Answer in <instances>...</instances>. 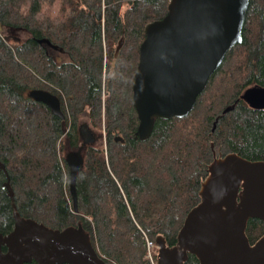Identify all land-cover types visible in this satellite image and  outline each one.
I'll return each mask as SVG.
<instances>
[{
  "label": "trees",
  "instance_id": "trees-1",
  "mask_svg": "<svg viewBox=\"0 0 264 264\" xmlns=\"http://www.w3.org/2000/svg\"><path fill=\"white\" fill-rule=\"evenodd\" d=\"M169 3L0 0V25L25 35L14 42L0 30V160L14 190L13 200L0 173V232L13 230L15 204L23 217L54 229L82 225L109 264H151L146 236L176 244L200 202L212 143L217 155L264 160V109L242 97L264 87V0L250 1L243 42L228 51L193 110L157 119L146 141L136 136L140 46L145 26L166 15ZM32 89L56 94L64 115L30 98ZM86 123L97 130L93 141L81 134ZM73 151L83 156L76 200L66 163ZM246 233L257 241L264 222L250 219ZM184 264L199 260L190 255Z\"/></svg>",
  "mask_w": 264,
  "mask_h": 264
},
{
  "label": "water",
  "instance_id": "water-1",
  "mask_svg": "<svg viewBox=\"0 0 264 264\" xmlns=\"http://www.w3.org/2000/svg\"><path fill=\"white\" fill-rule=\"evenodd\" d=\"M250 1L170 0L166 15L145 26L133 83L139 118L136 136L142 141L151 137L157 119L185 117L193 110L228 51L243 42ZM123 44L119 42L116 58ZM28 96L55 115H64L57 95L32 89ZM242 97L250 107L264 109V87H249ZM90 131L87 123L81 126L86 141ZM211 146L213 160L200 185V202L187 214L176 244L169 245L163 235L157 237L158 264H184L190 255L199 264H264V234L251 243L246 233L250 219L264 222V160L236 152L217 155L214 143ZM66 163L76 200L83 156L70 152ZM1 169L8 173L2 162ZM4 188L14 200L9 180ZM13 211V230L0 232V264H109L82 225L54 229L23 217L15 204Z\"/></svg>",
  "mask_w": 264,
  "mask_h": 264
},
{
  "label": "flooded vegetation",
  "instance_id": "flooded-vegetation-1",
  "mask_svg": "<svg viewBox=\"0 0 264 264\" xmlns=\"http://www.w3.org/2000/svg\"><path fill=\"white\" fill-rule=\"evenodd\" d=\"M1 26V29H4V30H6V34H5V37L6 38H10L12 41H20V39H21V37H16V36H14V32H15V30H10V28L8 27V26H6V25H0ZM15 33H18V32H15ZM4 37V39H6ZM120 42V41H119ZM51 51H52V55H54V56H56V53H55V51H57V46H54L53 44H51ZM113 65H114V63H113ZM47 91V90H46ZM50 92V91H49ZM52 93V92H51ZM54 94V93H53ZM56 95V94H55ZM38 102V101H37ZM40 103H42V102H40ZM44 104V103H43ZM45 105V104H44ZM47 106V105H46ZM48 107V106H47ZM49 108V107H48ZM50 109V108H49ZM51 110V109H50ZM52 112V111H51ZM53 113V112H52ZM54 114V113H53ZM55 115V114H54ZM0 162H1V160H0ZM7 169V168H6ZM7 172H8V170H7ZM0 173H4L5 175H6V181L4 182V184H3V186L5 185V183L9 180L10 181V175H9V172L8 173H6L3 169H1L0 170ZM11 184V183H10ZM11 232V231H10ZM8 234V233H7ZM251 242V241H250ZM256 242V241H255ZM255 242H253V243H255ZM3 250L4 251H6L7 250V248L6 247H3Z\"/></svg>",
  "mask_w": 264,
  "mask_h": 264
},
{
  "label": "built area",
  "instance_id": "built-area-1",
  "mask_svg": "<svg viewBox=\"0 0 264 264\" xmlns=\"http://www.w3.org/2000/svg\"><path fill=\"white\" fill-rule=\"evenodd\" d=\"M147 243V258L149 259V261L151 262V264H158L157 261V250H155L154 248L157 246V244H155L153 241L147 239L146 240Z\"/></svg>",
  "mask_w": 264,
  "mask_h": 264
},
{
  "label": "rangeland",
  "instance_id": "rangeland-1",
  "mask_svg": "<svg viewBox=\"0 0 264 264\" xmlns=\"http://www.w3.org/2000/svg\"><path fill=\"white\" fill-rule=\"evenodd\" d=\"M14 36H16V37H21V38L25 37V35L22 34V33H14ZM59 59L61 60L62 57H60ZM62 60H63V59H62ZM90 129H91V128H90ZM96 132H97V130H92V129H91V131H90V141H91V140H92V141L94 140V137H95V133H96ZM217 152H218V151H217ZM147 239L153 241V242L156 244V241L150 239L148 236H146V240H147ZM146 243H147V241H146ZM146 246H147V245H146ZM154 249L157 250V253H158V246H156Z\"/></svg>",
  "mask_w": 264,
  "mask_h": 264
}]
</instances>
